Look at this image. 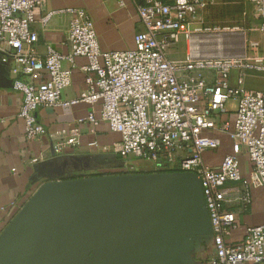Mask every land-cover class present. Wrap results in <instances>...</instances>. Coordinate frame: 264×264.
Here are the masks:
<instances>
[{
    "label": "built area",
    "instance_id": "built-area-1",
    "mask_svg": "<svg viewBox=\"0 0 264 264\" xmlns=\"http://www.w3.org/2000/svg\"><path fill=\"white\" fill-rule=\"evenodd\" d=\"M48 1L0 0V52L10 65L14 90L23 94L19 117L25 122V138L33 141L46 133L37 119L38 109L87 104L88 117L78 120L54 146L56 155L80 143L83 124L107 122L121 139L101 147L103 154L148 162L154 173L190 172L201 179L213 229L209 264H264V223L248 228L240 244L228 243L239 225L234 208L246 212L253 202L252 190H264V90L246 88L250 73H264V56L198 57L190 52L183 60L171 59L170 51L182 40L192 44L197 33L240 31L192 28L210 5L208 0H137L144 30L136 35L134 49L120 52L101 50L85 10L46 11ZM246 1L254 6L264 32V0ZM59 15L74 17L66 43L70 52L65 55L48 47L40 56L36 52L40 36L32 26L40 22L47 28ZM258 46L249 44L252 51ZM77 58L86 59V64L77 65ZM74 70L84 73L86 88L78 99L67 101L63 95ZM231 100L236 102L233 111L227 109ZM229 113L234 114L233 121L221 119ZM211 133L231 140V153L217 168L203 159L205 152L221 147ZM243 155L251 165L248 178ZM97 173L131 174L134 168L126 164Z\"/></svg>",
    "mask_w": 264,
    "mask_h": 264
},
{
    "label": "water",
    "instance_id": "water-1",
    "mask_svg": "<svg viewBox=\"0 0 264 264\" xmlns=\"http://www.w3.org/2000/svg\"><path fill=\"white\" fill-rule=\"evenodd\" d=\"M10 70L0 52V88L14 87ZM122 167L115 154L54 150L35 164L44 183L0 235V264H194L213 235L201 179L97 173Z\"/></svg>",
    "mask_w": 264,
    "mask_h": 264
},
{
    "label": "crops",
    "instance_id": "crops-1",
    "mask_svg": "<svg viewBox=\"0 0 264 264\" xmlns=\"http://www.w3.org/2000/svg\"><path fill=\"white\" fill-rule=\"evenodd\" d=\"M137 0H49L46 11H59L68 8L83 9L94 23L101 50L104 52L128 51L135 48V37L144 30V26L136 8ZM210 5L199 15L198 22L192 28H208L218 22L219 25L235 21L239 32H226L224 37L195 34L192 44L182 40L176 50L169 55L173 60H183L192 52L198 57H236L249 54L252 58L264 56V32L261 31V20L254 6L246 0H208ZM72 15L56 16L44 28L40 22L32 29L40 36L36 52L45 56L47 48L52 47L60 53L69 54L67 43L68 30ZM210 21L211 24H207ZM217 25V24H216ZM210 28V27H209ZM233 29V28H232ZM251 42L258 43V50L249 48ZM77 65L86 64V59L77 58ZM69 67L68 63L64 64ZM12 79V76H11ZM86 88L85 75L80 70L72 73V84L65 90L64 99L73 101L79 98ZM246 88L252 91L264 90V73H250L246 78ZM23 102V94L12 89L0 88V235L29 201L32 195L44 183L38 181L32 161H45L52 157L54 146L66 138V134L76 126L77 121L88 117L91 107L85 103H77L69 107L40 108L37 119L46 133L33 141L25 138V122L19 117ZM101 106H95V115L99 119ZM231 111V110H230ZM233 111V109H232ZM232 113L225 114L222 120H234ZM80 143L68 147L63 155L103 154V146H112L121 139L120 135L111 131L107 122L98 126L85 123L81 126ZM220 139L221 147L215 151H207L203 155L204 162L213 168L219 167L224 158L231 153V140L228 136L211 133ZM97 143V145H92ZM119 163L132 166L135 172L154 173V166L140 160L125 161L117 156ZM245 177H249L251 165L246 156H242ZM122 167V168H124ZM120 169V168H118ZM114 170V169H113ZM253 202L246 212L234 208L238 215V228L233 230L228 239L230 244H240L250 227L264 223V190H252ZM213 253L212 242L201 245L193 256L194 264H209Z\"/></svg>",
    "mask_w": 264,
    "mask_h": 264
},
{
    "label": "rangeland",
    "instance_id": "rangeland-1",
    "mask_svg": "<svg viewBox=\"0 0 264 264\" xmlns=\"http://www.w3.org/2000/svg\"><path fill=\"white\" fill-rule=\"evenodd\" d=\"M206 23L207 24H211V22L210 21H206ZM213 25H208V27H210V28H214V27H219V28H226V27H228V28H236V27H238L239 25L237 24V23H235V21H229L228 23H225V24H223V25H219L220 23H218V22H215V23H212ZM217 24V25H216ZM226 35V33H217V34H206V35H203L205 38H211L210 36H217V37H224ZM236 107V102L234 101V100H231V101H229L228 102V104H227V109L230 111L231 109H233V108H235ZM134 172H135V170H134Z\"/></svg>",
    "mask_w": 264,
    "mask_h": 264
},
{
    "label": "trees",
    "instance_id": "trees-1",
    "mask_svg": "<svg viewBox=\"0 0 264 264\" xmlns=\"http://www.w3.org/2000/svg\"><path fill=\"white\" fill-rule=\"evenodd\" d=\"M134 173H140V172H134ZM142 173H146V172H142ZM147 173H151V172H147Z\"/></svg>",
    "mask_w": 264,
    "mask_h": 264
}]
</instances>
